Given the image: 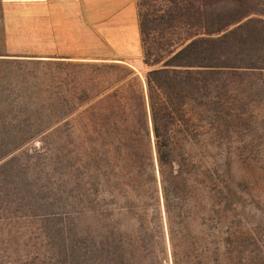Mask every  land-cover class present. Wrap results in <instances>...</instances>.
<instances>
[{
  "label": "trees",
  "instance_id": "1",
  "mask_svg": "<svg viewBox=\"0 0 264 264\" xmlns=\"http://www.w3.org/2000/svg\"><path fill=\"white\" fill-rule=\"evenodd\" d=\"M136 1L144 78L0 55V264H257L237 170L264 136V0Z\"/></svg>",
  "mask_w": 264,
  "mask_h": 264
},
{
  "label": "crops",
  "instance_id": "2",
  "mask_svg": "<svg viewBox=\"0 0 264 264\" xmlns=\"http://www.w3.org/2000/svg\"><path fill=\"white\" fill-rule=\"evenodd\" d=\"M6 57L50 61H128L142 57L136 0H0ZM107 46L113 58H85Z\"/></svg>",
  "mask_w": 264,
  "mask_h": 264
},
{
  "label": "rangeland",
  "instance_id": "3",
  "mask_svg": "<svg viewBox=\"0 0 264 264\" xmlns=\"http://www.w3.org/2000/svg\"><path fill=\"white\" fill-rule=\"evenodd\" d=\"M5 45V32L0 12V52H3L6 49ZM84 50L85 51L81 56L85 58L115 57L114 53L102 43H99V45L94 46L93 48L85 46ZM130 63L134 66L142 78H144L146 73L149 71V69L143 65L142 57L139 60H131ZM262 126L264 127V123H262ZM246 139L250 140L251 138L247 137ZM30 147L33 146L31 145ZM35 147L41 148L40 143H37ZM240 152L241 155L244 156L242 158V163L238 166V179L240 181L242 178L246 181V185L244 186V191L246 192L244 206L246 209L244 211L248 219L247 222L252 225L256 232L257 248L255 249L254 258H257V264H264V136L261 134L260 137L257 138L256 142L251 143L248 148L243 149ZM64 215L65 212L62 216ZM41 220H43V218L38 219L37 221L41 222ZM56 222H59V224H66L68 223V219L60 217ZM35 225H40V223L36 222ZM34 236L35 235H33V238H36V236ZM22 239L26 242L20 244L19 247L14 246L15 250L19 248L22 254H26L27 252L35 253L37 248L41 250H44L43 248H45L46 242L44 240L43 244L38 245L39 242L37 239L28 241V238H19V240ZM46 248L48 247L46 246ZM168 257L169 251L166 259H168ZM14 264H31V261L26 262L17 258L14 259ZM169 264H171V261Z\"/></svg>",
  "mask_w": 264,
  "mask_h": 264
}]
</instances>
